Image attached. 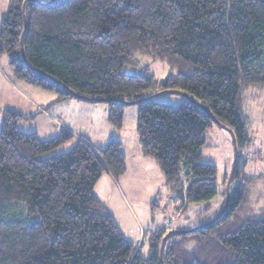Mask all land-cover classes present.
Here are the masks:
<instances>
[{"label": "trees", "instance_id": "trees-1", "mask_svg": "<svg viewBox=\"0 0 264 264\" xmlns=\"http://www.w3.org/2000/svg\"><path fill=\"white\" fill-rule=\"evenodd\" d=\"M25 1L10 0L0 20V56L9 55L15 77L55 93L57 102L110 98L109 121L118 129L125 123L124 100L182 90L234 130L239 156L232 184L240 182L215 224L170 235L164 260L161 246L171 224L160 226L146 233V255V240L127 238L95 193L104 173H126L122 143L113 139L102 148L82 137L70 151L53 153L74 138L71 131L42 139L20 129L26 115L5 108L0 264H264V208L252 204L261 176H243L240 156L250 141L242 96L250 86L264 88V0H27V28ZM136 54L163 60L172 72L164 79L147 66L126 72ZM139 106L142 150L158 163L169 191L183 206L214 198L218 167L203 161L212 116L188 98L180 105L151 98Z\"/></svg>", "mask_w": 264, "mask_h": 264}, {"label": "rangeland", "instance_id": "rangeland-1", "mask_svg": "<svg viewBox=\"0 0 264 264\" xmlns=\"http://www.w3.org/2000/svg\"><path fill=\"white\" fill-rule=\"evenodd\" d=\"M38 1L46 3L49 0ZM9 2L10 0H0V20L7 14ZM5 61L7 62L6 64H4ZM9 61L10 57L8 54L0 56V63L7 65V68H5L7 74L14 76L11 68H9ZM145 66L149 67L150 71L158 79H164L172 72L165 61L143 54H136L133 63L126 64L124 70L128 73H137ZM160 91L162 90L147 91L145 97L153 96L155 102L171 105H180L187 100V97L182 93L164 92L157 94ZM100 104L109 107V103L103 102ZM139 109V104L126 106L125 119L128 135L135 131V127L137 128ZM242 110L247 118L250 141L240 148L241 159L245 162L241 168V173L243 176H261L256 179V184L252 188V204L256 210H259L264 208V88L257 86L248 87L242 96ZM3 115L0 109V123L3 122ZM25 122L20 123V129L23 131L27 130L26 128L29 125ZM205 135L208 139V145L203 149V161L214 163L218 167V194L210 200L187 203L186 206H183L181 198H173L167 186L165 184L161 185L158 175L155 180L152 179L150 181L152 183L151 187L145 188L146 184H141L138 180L136 181V184L139 182L137 189L130 190L129 186L128 190L123 185L126 191H123L124 189L121 187V176H113L117 182L120 181L117 183L121 191L120 196L118 194L119 199L115 195L113 197L108 187H106V193H103L102 197L103 204L106 207L108 206L107 210L115 217L118 226L127 238H130L136 229L145 236L146 233L149 234L152 230H156L168 219L173 220L171 227L168 228L169 231L177 228H193L211 221L222 211L226 199L223 193L224 187L225 183H228L236 154L234 139L228 129L216 122L206 130ZM77 141L78 139L74 137L57 148L53 153L68 152ZM137 176L138 174L136 178ZM142 176V174H139L137 179H141ZM239 182L240 179H236L231 185L232 194H234L236 185ZM143 229L146 231L145 233ZM142 251L146 255L149 254V247L146 243Z\"/></svg>", "mask_w": 264, "mask_h": 264}, {"label": "crops", "instance_id": "crops-1", "mask_svg": "<svg viewBox=\"0 0 264 264\" xmlns=\"http://www.w3.org/2000/svg\"><path fill=\"white\" fill-rule=\"evenodd\" d=\"M6 63L5 61L4 64ZM4 64L0 63V109L3 112L5 108H12L26 115V118L19 122V127L21 122L27 121L25 123L29 125L25 131L37 132L42 139L52 138L58 135L62 129H66L71 131L78 140L87 137L94 145L102 148L106 147L111 140H118L122 143V149L127 158V171L120 179L123 189V185L128 190L129 186L130 190L137 189L139 182L146 184L145 188L151 187L150 181L155 180L157 175L158 179L161 180V185H166V179L156 160L144 154L137 128L135 127V131L128 135L126 119L123 128L118 129L110 123L109 107L106 105L76 98L57 102L55 93L44 90L26 80L18 79L13 75L14 78L9 76L5 69L7 65ZM2 124L3 122L0 123V129ZM137 174L138 176L139 174L143 175L141 179H137L138 176L136 178ZM138 180L139 182L136 184ZM119 182L114 179L111 173H105L96 184V195L103 202V193H106L105 189L108 187L110 194L119 199L121 192L117 186ZM171 196L175 198L176 194L171 192ZM123 209L125 210L124 207ZM143 232L146 231L143 229ZM141 233L136 229L129 239L141 240ZM147 240L146 235L145 243Z\"/></svg>", "mask_w": 264, "mask_h": 264}, {"label": "water", "instance_id": "water-1", "mask_svg": "<svg viewBox=\"0 0 264 264\" xmlns=\"http://www.w3.org/2000/svg\"><path fill=\"white\" fill-rule=\"evenodd\" d=\"M56 0H49L48 2L44 3V4H52L54 3ZM26 2L27 0L25 1L24 3V6H23V12H24V22H25V28H27L28 26V19H27V14L25 13L26 11ZM26 30V29H25ZM23 31V34H22V55L24 57V60L26 61V56H25V32L26 31ZM41 73H43L45 76L53 79L54 81L60 83L57 79H55L53 76H51L50 74L44 72V71H41ZM64 88L66 90H68L70 93H72L75 97L77 98H84L83 96L79 95L77 92H75L73 89H71L70 87L68 86H64ZM164 92H178V93H182L183 95H185L188 99H190L191 101H193L195 104H197L198 106L202 107L204 110H206L213 118V120L222 125L224 128L228 129L230 131V133L232 134L233 136V139H234V145H235V149H236V154H235V159H234V163H233V167H232V171H231V174H230V177H229V180H228V183L226 185V202H225V205L222 209V211L214 218L212 219L211 221L207 222V223H204V224H201V225H198L196 227H193V228H190V229H173L171 231H169L167 233V235L164 237L163 239V243H162V246H161V258L162 260H164V249H165V244H166V241H167V238L170 236V235H173V234H182V233H190V232H194V231H197V230H200V229H203V228H206V227H209L213 224H215L223 215L224 213L226 212L229 204H230V201H231V185H232V182L234 180V177H235V172H236V169H237V164H238V156H239V148H238V143H237V137H236V134L234 132V130L229 126L227 125L226 123L222 122L220 119H218L214 114L213 112L211 111V109L207 106V105H204L202 104L201 102H199L198 100L194 99L193 97H191L188 93L182 91V90H179V89H164L162 91H160L159 93L157 94H161V93H164ZM156 94V95H157ZM86 98V97H85ZM153 98V96H149V97H146V98H142V99H138V100H132V101H127V100H124L123 102L126 104V105H133V104H139L141 102H143L144 100H147V99H151ZM88 100H90V102L92 103H103V102H110V98H97V99H94V98H88Z\"/></svg>", "mask_w": 264, "mask_h": 264}, {"label": "built area", "instance_id": "built-area-1", "mask_svg": "<svg viewBox=\"0 0 264 264\" xmlns=\"http://www.w3.org/2000/svg\"><path fill=\"white\" fill-rule=\"evenodd\" d=\"M171 222H172V219H168L164 224H163V226H167V225H170L171 224ZM142 237H141V240H140V242H143L144 240H146V236H144L143 235V233H142V235H141Z\"/></svg>", "mask_w": 264, "mask_h": 264}]
</instances>
